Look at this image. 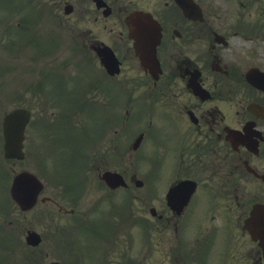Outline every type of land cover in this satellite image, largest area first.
Returning a JSON list of instances; mask_svg holds the SVG:
<instances>
[{
	"label": "flooded vegetation",
	"instance_id": "flooded-vegetation-1",
	"mask_svg": "<svg viewBox=\"0 0 264 264\" xmlns=\"http://www.w3.org/2000/svg\"><path fill=\"white\" fill-rule=\"evenodd\" d=\"M36 1L60 55L34 82L51 119L28 125L23 161L44 184L35 220L53 261L264 264V58L237 46L241 14L220 18L211 0H194L203 20L177 0ZM136 10L161 24L155 76L129 37Z\"/></svg>",
	"mask_w": 264,
	"mask_h": 264
},
{
	"label": "rangeland",
	"instance_id": "rangeland-1",
	"mask_svg": "<svg viewBox=\"0 0 264 264\" xmlns=\"http://www.w3.org/2000/svg\"><path fill=\"white\" fill-rule=\"evenodd\" d=\"M9 1H11V3H9ZM16 1L0 0V223L9 227L7 232L0 236V259H5L4 263H8V260L12 259L11 263L13 264H23L25 261H23L22 257L26 255L22 244V242H24L23 228L25 226L36 225L37 221L35 220L34 214L24 217L23 214L19 213V210L17 209L18 207L13 205L9 194V187L15 172H18L23 168L32 167L29 166L28 162H9L4 159L1 122L5 113L16 106H26L31 109L35 108V98L31 95L34 94L32 87L35 78L43 73L45 74L49 73V71L57 70L58 66L51 67V64L60 53L49 58L48 60H50V62L47 65L41 66L37 62L39 58L35 60V57L37 56L35 48L31 46L25 48L22 44L17 45V43H20V40L18 38L16 39L17 33L13 29L20 26L19 21L23 16L22 14H33L44 10L41 5H38V1L36 0H24L18 3ZM213 1H218L217 6L220 2H227L226 0ZM258 4V6H256L257 4H249L245 6L244 9L248 12H262L264 16V2ZM208 5L211 11L215 9L211 2H209ZM48 11L49 10L46 7L43 17L47 16L45 15V12L47 13ZM250 18L251 17H249V20L252 19ZM44 23L48 25V20L40 18L35 27L38 29V32L43 28ZM262 32L263 33L260 36H264V31ZM245 45L249 46V43L245 42ZM253 46L264 51V42L258 40L253 43ZM68 55L69 53L67 52L65 59H67ZM45 58L46 57H43L42 59ZM39 71H41L42 74ZM24 82L29 83V87L26 90H24ZM40 229L43 228L40 226ZM43 230L46 231V229ZM51 248L52 239L49 233V236L41 249L43 252H50L51 256L47 259L48 262L52 261L51 257H53V250ZM11 254L14 255L12 256ZM33 261L34 259H31L30 263Z\"/></svg>",
	"mask_w": 264,
	"mask_h": 264
},
{
	"label": "water",
	"instance_id": "water-1",
	"mask_svg": "<svg viewBox=\"0 0 264 264\" xmlns=\"http://www.w3.org/2000/svg\"><path fill=\"white\" fill-rule=\"evenodd\" d=\"M152 20L143 14H136L133 17L131 26L132 35L136 40L137 52L145 68L153 70L158 67L156 60L157 40L151 41L152 36L156 35V26L151 25ZM30 113L24 109H16L5 117L3 127L5 135V157L22 159L23 140L25 127L29 121ZM39 181L29 173H20L15 177L11 188V195L17 204L27 210L34 206L39 194ZM30 244H38L39 239L36 234H31L28 238Z\"/></svg>",
	"mask_w": 264,
	"mask_h": 264
}]
</instances>
